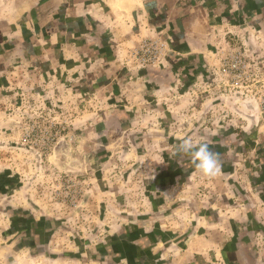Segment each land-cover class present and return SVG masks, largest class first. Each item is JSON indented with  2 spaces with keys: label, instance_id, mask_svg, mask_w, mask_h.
I'll list each match as a JSON object with an SVG mask.
<instances>
[{
  "label": "crops",
  "instance_id": "crops-1",
  "mask_svg": "<svg viewBox=\"0 0 264 264\" xmlns=\"http://www.w3.org/2000/svg\"><path fill=\"white\" fill-rule=\"evenodd\" d=\"M241 28L264 49V0H0V150L7 109L43 100L78 125L62 168L92 171L83 225L0 175V264H264V131L247 100L202 91ZM146 37L167 44L157 67L131 60ZM186 138L218 154V175L179 150Z\"/></svg>",
  "mask_w": 264,
  "mask_h": 264
},
{
  "label": "rangeland",
  "instance_id": "rangeland-1",
  "mask_svg": "<svg viewBox=\"0 0 264 264\" xmlns=\"http://www.w3.org/2000/svg\"><path fill=\"white\" fill-rule=\"evenodd\" d=\"M230 33L225 34L226 37L218 42L214 53L209 55L213 67L211 82L214 85H210L202 91L205 94L211 93L210 97L230 96L247 100L250 102L251 109L245 108V112L253 115L258 129L264 131V113L261 102L264 99L262 41L255 39L250 34L252 32L249 31V28L245 30L241 28V31ZM254 50L255 52H253ZM237 53L243 55L240 60L245 63L247 68L241 79L235 78L236 74L229 72L225 67L227 63L231 65L239 61L236 58L238 57ZM22 98V103L20 101L7 109L13 124H15V129L5 142L6 149L0 150L1 161L12 165L15 161L21 162V167L17 169L0 167V175H11L9 185L4 183V180L1 184L4 185L3 187L15 185L17 178L15 179L14 175L20 173L19 177L23 182L22 189L37 193L39 200L53 211L52 215L58 219L57 221L73 225L90 223L91 219L84 215L86 213L85 197L90 195L89 189L92 186V182H90L92 178L88 173L92 171L80 172V169L75 170L77 168H62L61 166V162L70 158L66 148H62V143L73 144V139L76 140L74 130L78 125L75 117H72L70 110L55 109L51 112L43 100L35 103L34 106L33 100L23 96ZM246 121V119L243 120L245 123ZM104 186L100 185L97 191ZM101 218L100 216L96 217V221H100ZM43 219L39 221L41 222ZM70 233L72 237H77L75 231ZM106 235L107 233L104 231L80 233L81 239L87 240L92 239L93 236L105 237Z\"/></svg>",
  "mask_w": 264,
  "mask_h": 264
},
{
  "label": "built area",
  "instance_id": "built-area-1",
  "mask_svg": "<svg viewBox=\"0 0 264 264\" xmlns=\"http://www.w3.org/2000/svg\"><path fill=\"white\" fill-rule=\"evenodd\" d=\"M167 44L160 38L146 37L142 38L135 48L131 51V59L139 67H157L163 60L164 55L167 52ZM236 58L238 62L229 65L226 64V68L229 72L235 73L236 77L241 79L242 74L246 73V65L241 62L240 58L243 57L241 53H237ZM242 81V80H241ZM263 104L262 111L264 113V99L261 101Z\"/></svg>",
  "mask_w": 264,
  "mask_h": 264
},
{
  "label": "clouds",
  "instance_id": "clouds-1",
  "mask_svg": "<svg viewBox=\"0 0 264 264\" xmlns=\"http://www.w3.org/2000/svg\"><path fill=\"white\" fill-rule=\"evenodd\" d=\"M179 150L192 158L203 176L213 178L219 174L221 170L220 158L217 153L209 149L208 144L197 145L192 139L186 138L179 145Z\"/></svg>",
  "mask_w": 264,
  "mask_h": 264
}]
</instances>
